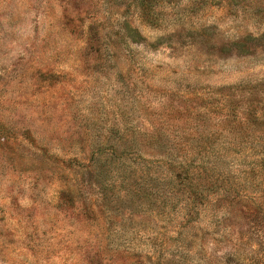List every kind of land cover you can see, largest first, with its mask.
<instances>
[{
  "label": "rangeland",
  "instance_id": "rangeland-1",
  "mask_svg": "<svg viewBox=\"0 0 264 264\" xmlns=\"http://www.w3.org/2000/svg\"><path fill=\"white\" fill-rule=\"evenodd\" d=\"M0 264H264V0H0Z\"/></svg>",
  "mask_w": 264,
  "mask_h": 264
},
{
  "label": "trees",
  "instance_id": "trees-1",
  "mask_svg": "<svg viewBox=\"0 0 264 264\" xmlns=\"http://www.w3.org/2000/svg\"><path fill=\"white\" fill-rule=\"evenodd\" d=\"M145 163H148V164H149V168L152 167V169H154V174H153V176H152L151 178L156 179V178L160 175V173H158V172H159V169H162V171H163L164 173L166 172V173L163 174V175H164V178H165L167 181H169V184H170V185H172V186H174V187H182V186H181V185H182L181 183H180L179 185H176L177 182H178L179 179H180V178L178 177L179 175H177V174L175 173L174 169H171L172 171L169 170L170 167L172 168V165L174 164V161H168V163L165 164V166H164V163L161 162V161H153V162L147 161V162H145ZM175 164H178V168H179L180 163L175 162ZM144 168H145V167H144L143 165L138 164V165L135 167L134 171H133L134 175H137V174H144V173H145V172H144ZM127 169H130V167H127ZM121 172H122V171H116V172H115V175H116V177H118L117 179H120V181L122 182V184H126V182H127V178L120 177ZM116 177H115V179L112 181L113 183L116 182ZM128 178H129V177H128ZM121 179H123V180H121ZM188 185H190L191 193H193V194L190 193V197L188 198V201H190V200H192V198H194V199L197 198V195H198V194H196V193L198 192V185H195V183H188ZM189 192H190V191H189ZM187 207H188V206H186V208H187ZM186 211H187V209H186Z\"/></svg>",
  "mask_w": 264,
  "mask_h": 264
}]
</instances>
